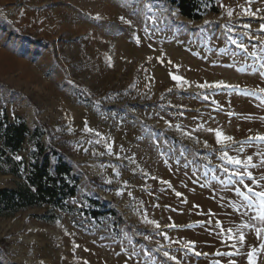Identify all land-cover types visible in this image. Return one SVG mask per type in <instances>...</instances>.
<instances>
[{
    "label": "rangeland",
    "instance_id": "1",
    "mask_svg": "<svg viewBox=\"0 0 264 264\" xmlns=\"http://www.w3.org/2000/svg\"><path fill=\"white\" fill-rule=\"evenodd\" d=\"M217 4L219 13L194 21L167 0H0V111L44 124L80 183L73 213L0 215V262L249 264L255 249L264 264V232L244 226L264 224L252 220L236 178L222 170L234 166L220 159L223 151L252 156L258 167L249 170L264 174V141L248 140L264 135V0ZM221 4L234 9L231 18ZM238 5L256 15L237 16ZM219 81L233 87H197ZM209 129L243 143L218 144ZM21 180L0 172V187ZM91 197L117 214L93 219Z\"/></svg>",
    "mask_w": 264,
    "mask_h": 264
},
{
    "label": "trees",
    "instance_id": "2",
    "mask_svg": "<svg viewBox=\"0 0 264 264\" xmlns=\"http://www.w3.org/2000/svg\"><path fill=\"white\" fill-rule=\"evenodd\" d=\"M167 2L181 16L194 21L220 12L217 0ZM27 143L32 146L28 157L16 160ZM0 172L22 178L15 186L0 187V215L44 207L47 211L43 217L54 220L58 217L57 211L75 212L70 200L79 191V177L66 149L51 139L44 124L31 128L24 117L11 119L6 111H0ZM88 201L90 206L85 213L95 220L117 214L104 199L91 197Z\"/></svg>",
    "mask_w": 264,
    "mask_h": 264
},
{
    "label": "snow or ice",
    "instance_id": "3",
    "mask_svg": "<svg viewBox=\"0 0 264 264\" xmlns=\"http://www.w3.org/2000/svg\"><path fill=\"white\" fill-rule=\"evenodd\" d=\"M250 2H251V0H246L247 4H250ZM144 7L146 9H148L149 11H151V9H152V5L150 3H145ZM221 7L225 8L226 14L229 18H231L233 16V13H234L233 8L226 6L224 4H221ZM238 7H241L242 10H241V12L236 13L237 16H239V15L255 16L256 15V12L253 11L250 7H244V6H239V5H238ZM147 18L150 20H155V18L151 17V16H149ZM96 19H100L98 14L96 16ZM120 19L122 21H124L125 23L131 24V21L125 20L124 17H121ZM205 23H209V21H205ZM243 27L249 28L250 25H243ZM260 27H261V31H264V24H262ZM136 39H137V43H139V38L137 37ZM232 42L236 43L235 40H233ZM239 47L241 49H244L245 51H247V49L245 48V45L243 43L239 44ZM261 75H264V73H261ZM172 79L174 81H177L179 87H183L184 84L188 83V81L184 80V78L179 76V75H172ZM213 86H215V87H221V86L233 87L232 85H225L223 81L216 82L215 85L208 84L207 82L204 84L197 85V87H199V88H206V87H213ZM260 91L264 92V89H261ZM84 131L93 132L94 130L89 128L87 126V123H85ZM209 131H215L216 140H217L218 144L224 145L225 141H233V137L225 136L219 130L209 129ZM95 134L97 136L100 135L99 133H95ZM248 140L249 141H251V140L264 141V135L258 134L255 137H249ZM233 142L234 143H241V144L243 143V142H235V141H233ZM205 146H207V142H205ZM108 148L110 151L111 145H108ZM243 150L244 149L242 146L237 149L238 152H243ZM257 155H260L262 157L259 167H264V153H258ZM15 159L19 161L22 159V157L16 156ZM220 159L224 161L225 165L234 166L233 168L230 169L229 167L222 165V170L228 174V179L230 182H233L232 177L236 178V180L233 183L238 185V186H235L233 190L243 200V202H244L243 206H246L248 209L253 211L254 215L252 217V220H256V221H259L261 224H264V183H262V182H264V174H261L260 179L257 180L254 177L252 171L249 170V169L258 167L257 164L253 163L252 156H247L246 158L241 159V157L239 155L232 156L227 151H223ZM245 176H247V178H248V181H249L248 183H246L243 180V177H245ZM162 183L167 184L169 182L168 181H162ZM253 185H255V187H253ZM177 195H180V193H177ZM147 222L151 223V224H155L156 227L159 228V224L156 221H147ZM244 226L249 227V228H255V233H256V236L258 238L260 237L261 233L264 232V228L256 227L252 223H248ZM228 231L231 232L232 229H228ZM240 240L241 241L244 240V234L243 233L240 234ZM192 243H194V242H189V244H192ZM260 248L262 250H264V243H262L260 245ZM217 254L222 255L221 253H217ZM254 254H255V249H253V251L248 253L249 264H256ZM164 255L168 256V253L165 252ZM170 259L174 260L176 258L170 257ZM231 264H236V262L232 261Z\"/></svg>",
    "mask_w": 264,
    "mask_h": 264
}]
</instances>
